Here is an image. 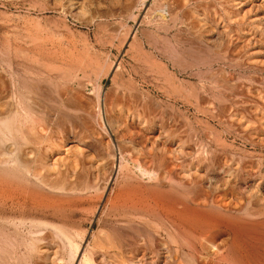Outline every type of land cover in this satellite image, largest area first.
<instances>
[{"label":"rangeland","instance_id":"obj_1","mask_svg":"<svg viewBox=\"0 0 264 264\" xmlns=\"http://www.w3.org/2000/svg\"><path fill=\"white\" fill-rule=\"evenodd\" d=\"M258 1L0 0V105L14 116L10 135L0 127V264H68V248L79 244L78 264L107 233L128 246L96 247L97 264H201L178 230L185 220L173 203L190 202L197 191L170 182L167 170L195 163L197 153L236 162L263 156L264 146L249 145L237 131L254 121L251 108L264 110L257 104L264 45L247 47L242 36H264V20L253 21L262 12ZM193 23L201 36L192 34ZM255 46L263 51L250 55ZM18 152L29 154L28 170L14 163Z\"/></svg>","mask_w":264,"mask_h":264},{"label":"bare ground","instance_id":"obj_2","mask_svg":"<svg viewBox=\"0 0 264 264\" xmlns=\"http://www.w3.org/2000/svg\"><path fill=\"white\" fill-rule=\"evenodd\" d=\"M194 1V0H193ZM226 1V0H225ZM230 2H232V0H229ZM234 1V0H233ZM243 2H248V0H242ZM251 0H249L250 2ZM238 2V1H236ZM235 2V3H236ZM248 2V3H249ZM179 3V2H178ZM181 3V2H180ZM189 3V2H188ZM242 3V2H241ZM247 4V3H246ZM253 4V3H252ZM162 5V4H161ZM255 5V4H254ZM232 6V5H231ZM248 6V5H247ZM256 6V5H255ZM257 6L259 7L260 10H262V12L260 14H258V16H255V19L253 20L254 22H257V20H264V6H263V1L259 0ZM176 8V7H175ZM178 8V6H177ZM244 8V6H243ZM253 8V7H252ZM170 9V8H168ZM246 9V8H245ZM172 10V8H171ZM252 10V9H251ZM257 10V9H256ZM188 11V10H187ZM248 12V8L246 10ZM238 12V11H236ZM242 12V11H241ZM176 13V12H175ZM174 13V14H175ZM250 13V12H249ZM171 13V15H174ZM247 14V13H246ZM229 15V14H228ZM176 16V15H175ZM240 16V15H239ZM243 16V15H242ZM173 16H171L172 18ZM230 17V16H228ZM174 18V17H173ZM241 17H239L240 19ZM38 19V18H37ZM191 19V18H190ZM231 19V17H230ZM236 19V18H235ZM233 19V20H235ZM175 20V18H174ZM37 21V20H36ZM196 21V20H195ZM214 21V20H213ZM231 21V20H230ZM237 21V20H235ZM241 21V19H240ZM245 21V20H244ZM35 22V19H34ZM38 22V21H37ZM197 22V21H196ZM216 22V21H215ZM239 22V20H238ZM201 23V22H198ZM36 24V23H35ZM38 24V23H37ZM186 24V23H185ZM257 24V23H256ZM39 25V24H38ZM193 33L195 34L196 37L197 36H201L202 34V30L198 31V29L200 30V27L197 26V23H193ZM203 25V24H202ZM243 25V24H242ZM259 25V24H258ZM206 26V25H203ZM208 26V25H207ZM214 26L216 27L217 25L214 24ZM239 26V24H238ZM246 26V25H245ZM244 26V28H246ZM262 26V24H261ZM211 27V26H210ZM203 28V27H202ZM225 28V27H224ZM240 28V27H239ZM205 29V28H204ZM232 29V27H231ZM243 29V27H242ZM247 29V28H246ZM245 29V30H246ZM189 30L191 31L192 29L189 28ZM208 30V29H206ZM205 30V31H206ZM241 30V28H240ZM229 31V30H228ZM249 31V30H248ZM189 32V31H188ZM222 32V31H221ZM234 32V31H233ZM204 33V32H203ZM226 33V32H225ZM236 33V32H234ZM243 33V32H242ZM245 33V34H244ZM242 35L243 36V42L245 41L247 43V47L248 45L252 44H259V45H264V36L262 35L263 33L258 34L256 37L254 35H252L251 32H244ZM222 34V33H221ZM227 34L229 35L230 32ZM238 34V33H237ZM236 34V37L239 36ZM194 35V37H195ZM227 35V36H228ZM232 32H231V37H232ZM221 36V35H219ZM226 36V35H225ZM224 36V38H225ZM226 36V37H227ZM241 36V35H240ZM241 36V37H242ZM193 37V36H192ZM240 37V39H241ZM226 39V38H225ZM224 39V41H225ZM229 41V39H227ZM236 40V39H235ZM242 40V39H241ZM240 40V41H241ZM193 41V40H192ZM225 42V45L226 43ZM231 41L233 42L232 38ZM230 41V42H231ZM220 42V41H219ZM237 44V43H236ZM224 43H223V47H225ZM221 46V47H222ZM234 46V45H233ZM242 46V45H241ZM200 47V46H199ZM198 47V48H199ZM220 47V49H221ZM237 47V46H236ZM236 47L234 49H236ZM256 47V46H255ZM197 48V47H196ZM205 48V47H204ZM233 48V47H232ZM238 48V47H237ZM206 49V48H205ZM223 49V48H222ZM229 49V48H228ZM218 50V49H217ZM233 50V49H232ZM205 51V50H203ZM207 51V50H206ZM205 51V52H206ZM224 51V50H222ZM231 51V49H230ZM229 50L227 51L230 52ZM235 51V50H233ZM263 50L259 49V47H256V49L252 50L250 52V55H257L260 54V52H262ZM226 52V51H225ZM224 52V54H225ZM221 53V52H220ZM232 53V51L230 52ZM229 53V54H230ZM223 54V53H222ZM215 55V54H214ZM218 55V53H217ZM192 56V55H191ZM202 56V55H201ZM212 56V55H211ZM227 56V55H225ZM230 56V55H229ZM228 56V57H229ZM206 58V56H204ZM202 58V57H199ZM219 58H223V57H219ZM228 59V58H225ZM232 59V58H231ZM217 60V59H215ZM230 60V57H229ZM259 61V60H258ZM211 62V61H209ZM203 64V63H202ZM189 65V64H188ZM200 65V64H199ZM219 68V67H218ZM220 70H222L221 68H219ZM218 70V69H217ZM219 71V70H218ZM211 72V71H210ZM214 72V70L212 71ZM221 71H219L220 73ZM222 74V73H221ZM114 75V74H113ZM209 75V74H208ZM219 75V74H217ZM71 76V75H70ZM222 76H224L222 74ZM232 77V76H231ZM200 78V77H199ZM226 78V76H225ZM228 79V78H226ZM22 81V80H21ZM33 81V80H32ZM219 81V80H218ZM221 81V80H220ZM227 82V81H226ZM26 83V81L24 82ZM22 83V84H24ZM27 85V84H26ZM25 85V86H26ZM24 86V87H25ZM28 87V86H27ZM30 88V87H29ZM28 88V89H29ZM34 90V89H33ZM36 92V91H35ZM39 95V94H38ZM26 96V95H24ZM192 96V95H191ZM235 101V100H234ZM257 101H258V105L262 106L264 108V97L263 96H257ZM238 102V101H237ZM4 103V102H3ZM6 103V102H5ZM27 103V102H26ZM201 103V101H200ZM204 103V102H202ZM21 104V103H20ZM3 105V104H2ZM23 105V104H22ZM4 106V105H3ZM10 106V105H9ZM25 107V105H23ZM209 106V104L207 105ZM211 106V105H210ZM224 106V104H223ZM222 106V107H223ZM256 106V105H255ZM28 107V106H27ZM36 107V106H33ZM32 107V108H33ZM258 106L251 108L253 109L254 112V116L253 119L254 121L251 123V121L249 123L251 124H246L245 125H240L241 129L237 130L238 132L241 131V133L245 136V140H247L249 142V145L251 144L252 146L256 147H262L264 146V110H258L257 109ZM6 108V107H5ZM5 108H3L0 105V127H4V129H6V132L8 133L9 128L11 127V123L13 121L14 116L13 115H9L5 110ZM226 108V107H224ZM31 109V107H30ZM39 109V108H38ZM196 110V109H195ZM213 110V108H212ZM214 111V110H213ZM224 110H222L221 112L223 113ZM227 111V108H226ZM225 111V112H226ZM252 111V110H251ZM211 112V111H210ZM216 112V111H215ZM213 113V112H212ZM220 113V111H219ZM32 114V113H31ZM211 114V113H210ZM224 114V113H223ZM226 114V113H225ZM45 115V114H44ZM221 115L220 114H216V116ZM48 116V115H47ZM220 116H218V118H220ZM229 116L226 114V117ZM233 116V115H232ZM235 116V115H234ZM44 117V116H43ZM51 117V116H50ZM215 117V116H214ZM225 117V115L223 116V118ZM230 117V116H229ZM19 118V117H18ZM38 118V117H37ZM40 118V117H39ZM237 118V117H235ZM41 119V118H40ZM48 119V117H47ZM55 119V118H54ZM241 118H239L240 120ZM43 120V119H42ZM220 120V119H218ZM230 120V119H229ZM237 120V119H235ZM234 120V121H235ZM15 121V120H14ZM41 121V120H40ZM48 121V120H47ZM221 121V120H220ZM241 121V120H240ZM42 122V121H41ZM237 124V121H235ZM33 123V122H32ZM240 123V122H239ZM235 124V125H236ZM242 124V123H241ZM244 124V123H243ZM22 126V125H21ZM17 127V125H15V128ZM238 127V126H237ZM18 128V127H17ZM172 129V128H171ZM237 129V128H236ZM20 130V128H19ZM175 130V129H174ZM173 131V130H172ZM178 131V130H176ZM2 134V133H1ZM4 134V133H3ZM2 134V135H3ZM10 135V133H8ZM171 135V134H170ZM176 135V133H175ZM179 135V134H177ZM181 136V135H180ZM242 136V137H244ZM24 137V136H23ZM37 137V136H36ZM182 137V136H181ZM10 139V138H9ZM8 139V142H9ZM174 139V138H173ZM176 139V138H175ZM180 139V138H178ZM187 138L185 137V141ZM191 139V137H190ZM34 140V139H33ZM198 140V139H196ZM24 141V140H23ZM166 141V140H165ZM164 141V142H165ZM169 141V140H168ZM180 141V140H179ZM182 141V140H181ZM192 141V140H191ZM200 141V140H199ZM1 142V140H0ZM7 142V141H6ZM177 142V141H176ZM175 142V143H176ZM201 142V141H200ZM188 143L189 140H188ZM22 144V143H21ZM164 144V143H163ZM179 144V143H177ZM191 144V143H190ZM197 144V142H196ZM201 144V143H200ZM176 145V144H175ZM189 145V144H188ZM186 144V147L183 148H187L189 147ZM195 145V142H194ZM19 146V145H18ZM22 146V145H21ZM24 146V145H23ZM169 146V145H168ZM178 146V145H177ZM181 145L179 144V148ZM185 146V144L183 145ZM193 146V145H192ZM20 147V146H19ZM204 147V146H203ZM5 148V147H4ZM25 148V147H24ZM23 148V149H24ZM30 148V147H29ZM169 147H167L168 149ZM173 147L170 146V149L172 150ZM199 147H195L194 149H196L197 151H202L200 149H197ZM206 148V147H205ZM253 148V147H252ZM3 149V148H2ZM10 149V148H9ZM178 149V148H176ZM175 149V150H176ZM179 149V150H180ZM209 148H207L206 150H208ZM212 149V148H210ZM262 149V148H261ZM8 150V149H7ZM20 150V149H19ZM151 150V149H150ZM162 150V149H161ZM170 150V151H171ZM4 151V149H3ZM168 151V150H166ZM181 151V150H180ZM185 151V149H184ZM187 151V150H186ZM196 151V153H197ZM209 151V150H208ZM211 151V150H210ZM149 152V151H148ZM164 152V151H163ZM177 154V152L179 151H174L172 152ZM195 150H193V147L189 148L187 153L188 154H194ZM19 154H16L15 156V161L14 163H17L19 165H22V167L24 166V168L27 169V167H25L26 165L29 166V164H27V160L30 159L29 154L27 152H18ZM154 153V152H153ZM170 153V152H169ZM203 153V152H202ZM260 153V152H258ZM2 154V153H1ZM168 154V152H167ZM175 154V156H176ZM199 156L197 158V156L195 155V163H188L189 165L184 168L185 166H183V168H177L178 165H175L176 168L174 167L170 170V166L172 165L171 163L169 164V162H171V160L169 159L168 162V158L169 156H166V161L168 162L167 165L169 164V170L167 171H171V173L168 174V177L170 178L169 180H171L170 182H172V179L174 182L179 183V185H193L192 187H194L197 192L190 198V202H186L183 200L177 199L175 202H173L174 200L171 198L173 203H177L178 206H181V209L179 210L181 213V217L179 218L181 221H183V223L181 224V222L178 223V221L176 222L179 227L178 230L180 228V230L183 231V233L188 237H190L189 239H187L186 244L188 245V249L191 252H195L197 255L198 253L200 254L201 257V264H264V153L263 156H260L258 158V160L256 161H249V162H242L241 161H233L231 159H225L222 160L220 159L218 156V158H214V157H210V158H205V157H201L200 153H197ZM206 154V153H205ZM3 155V154H2ZM166 155V154H165ZM169 155V154H168ZM216 155V154H215ZM213 155V156H215ZM1 156V155H0ZM37 156V155H36ZM59 156V155H58ZM154 156V155H153ZM158 156V155H157ZM179 156V155H178ZM178 156H176L178 158ZM194 156V155H193ZM192 156V157H193ZM205 156V155H204ZM207 156V155H206ZM209 156V155H208ZM229 156V155H227ZM4 157V155L2 156V158ZM5 157H7L5 155ZM29 157V158H28ZM159 157V156H158ZM171 157V156H170ZM182 157L183 154H182ZM186 157V156H185ZM188 157V156H187ZM220 157H224V156H220ZM28 158V159H26ZM32 158V156H31ZM143 158V157H142ZM141 158V160H142ZM148 158V157H147ZM154 158V157H153ZM160 158V157H159ZM162 158V157H161ZM173 158V157H172ZM230 158V156H229ZM164 159V158H163ZM179 159L180 156H179ZM193 159V158H192ZM3 160H5V158H3ZM13 161V159H11ZM160 162L162 161L161 159H159ZM159 160L156 161L159 162ZM187 160V159H185ZM10 161V160H9ZM180 161V160H179ZM192 161V160H191ZM3 162V161H2ZM6 162V160H5ZM177 162V160H176ZM181 162V161H180ZM184 162V161H182ZM188 162V161H187ZM1 163V161H0ZM45 163V162H44ZM41 164V165H44ZM162 163V162H161ZM36 164V163H35ZM51 164V163H50ZM146 164V163H145ZM160 164V163H158ZM166 164V163H165ZM141 165V164H140ZM173 165H174V161H173ZM183 165V164H182ZM185 165V164H184ZM187 165V164H186ZM72 167V166H71ZM146 167V165H145ZM158 167V166H157ZM161 167V166H160ZM168 168L167 166H163V168ZM35 168V167H34ZM38 168V167H37ZM64 168V167H63ZM154 168V166H153ZM156 168V165H155ZM33 169V167H32ZM149 169V168H148ZM140 170V169H139ZM142 170V169H141ZM144 170V169H143ZM163 170V169H162ZM145 171V170H144ZM165 170H163L162 172L159 173H163L165 172ZM39 172V171H38ZM46 173V172H45ZM31 174V173H30ZM35 174V173H34ZM36 174H38L36 172ZM35 174V175H36ZM41 174V173H39ZM62 174V173H61ZM170 174H172V176L170 177ZM213 176H212V175ZM51 175V174H50ZM165 175V173H164ZM39 178L41 179V183H42V178L40 177V175H38ZM45 176V175H44ZM212 176V177H211ZM49 177V176H47ZM63 177V176H62ZM159 177V176H158ZM163 176H161L162 178ZM211 177V181L209 182V179ZM37 178V177H35ZM50 178H52L50 176ZM50 178H47L48 180L44 181L50 186V187H56V184H59L58 187L60 186V181L59 183L57 182V180H55L57 183L54 182V180H50ZM68 178V177H67ZM78 178V177H77ZM165 177H163L164 179ZM172 178V179H171ZM39 181V180H38ZM63 184V182H61ZM45 184V183H44ZM137 184V183H136ZM172 184V183H171ZM176 185V184H175ZM1 186V184H0ZM69 186V184H68ZM263 186V187H262ZM2 188V187H1ZM57 188V187H56ZM68 187L66 186V189ZM183 188V187H182ZM69 189V188H68ZM187 189V188H186ZM26 191V190H25ZM157 192V191H156ZM158 192L160 193L161 191L158 190ZM1 193V191H0ZM153 193V192H152ZM159 193H157L159 196ZM188 193V192H187ZM165 194V193H162ZM160 193V195H162ZM169 194V193H168ZM167 194V195H168ZM184 195V194H183ZM9 196V195H8ZM155 195H153L154 197ZM165 196V195H163ZM188 196V195H187ZM160 197V196H159ZM174 197V196H173ZM184 197V196H183ZM189 197V196H188ZM152 198V197H151ZM155 198V197H154ZM163 198V197H162ZM149 199V198H148ZM156 200L160 199V198H155ZM164 199H169V196L164 197ZM163 199V200H164ZM182 199V198H181ZM142 200V198H141ZM145 200V199H144ZM154 200V199H153ZM146 202V201H145ZM149 202V201H148ZM158 202V201H157ZM162 202V201H159ZM168 202V201H167ZM166 200L164 203H167ZM171 202V201H170ZM22 203V202H21ZM190 203L194 204L195 206H191ZM176 204V206H177ZM21 205V204H19ZM133 205V204H132ZM141 205V204H140ZM174 205V204H173ZM142 206V205H141ZM170 206V205H169ZM134 207V206H133ZM139 207V206H138ZM148 207V206H147ZM151 207V206H150ZM152 208V207H151ZM172 210L175 212V208L174 206H171ZM180 208V207H179ZM178 208V209H179ZM141 209V207L139 208ZM149 209V208H148ZM143 210V209H142ZM141 210V211H142ZM150 210V209H149ZM154 210V208L152 209ZM138 211V209H137ZM177 213V212H176ZM232 213H235L234 215ZM157 214V212H156ZM163 214V213H162ZM172 215V214H171ZM186 215V218H184ZM164 216V215H163ZM184 216V217H183ZM161 217V216H160ZM165 218V217H164ZM168 219V218H167ZM166 219V220H167ZM178 219V220H179ZM170 220V219H169ZM147 222V221H146ZM145 222V223H146ZM170 222L171 224L174 222L171 221H167ZM148 223V222H147ZM146 223V224H147ZM174 227L176 226L175 223H173ZM153 226V225H151ZM149 225V227H151ZM172 226V225H171ZM66 227V226H65ZM158 227V226H156ZM163 227V226H162ZM136 228V227H135ZM133 228V229H135ZM155 228V225L152 227ZM151 228V229H152ZM159 228V227H158ZM165 228V227H164ZM173 228V227H172ZM118 229V228H117ZM138 229V228H137ZM141 229V228H140ZM144 229V228H143ZM142 229V230H143ZM167 229V228H166ZM177 229V228H176ZM139 230V229H138ZM136 230V232L138 231ZM141 230V231H142ZM156 230V229H155ZM121 231L122 228H121ZM158 231V230H156ZM177 231V230H176ZM97 232H99V230H97ZM114 232V231H113ZM120 232V231H119ZM127 232V231H126ZM145 232V231H144ZM107 233V231H106ZM123 233V232H122ZM125 233V231H124ZM142 233V232H141ZM148 231L147 234L148 235ZM155 233V232H154ZM179 233V232H178ZM182 233V232H181ZM137 234V233H136ZM229 234V238H223L224 235ZM78 235V234H77ZM127 235V234H126ZM138 235V234H137ZM153 235V234H152ZM183 235V234H182ZM180 235V236H182ZM183 235V236H185ZM103 235H100V237ZM114 236V235H113ZM132 237V235L130 234L129 237ZM158 236V235H157ZM185 236V237H186ZM116 237V236H115ZM150 237V236H149ZM154 237V236H153ZM152 237V238H153ZM82 238V237H81ZM104 238V237H103ZM125 238V236H124ZM141 238V237H140ZM139 238V239H140ZM148 238V237H147ZM151 238V237H150ZM52 239V238H51ZM100 239V238H97ZM123 239V237L121 238ZM126 239V238H125ZM124 239V240H125ZM128 239V237H127ZM138 239V240H139ZM155 238H153L154 240ZM171 239V238H170ZM58 240V238H57ZM123 240V242H124ZM129 240V239H128ZM141 240V239H140ZM161 240V239H160ZM184 240V238H183ZM186 240V239H185ZM184 240V241H185ZM70 241V240H68ZM130 241V240H129ZM150 241H152V239H150ZM157 241V240H156ZM71 242V241H70ZM96 241L94 240V243ZM101 242V243H100ZM96 242L95 244H92V247L86 248L82 254H81V258L79 259L80 261L78 262V264H97L96 259L94 257V253H95V248L96 247H103L106 248L108 247H114L115 249H122L124 247V245H122V242L118 240V238H112V235H108V233L105 235V240L102 242ZM134 242V239H133ZM137 242V241H136ZM139 242V241H138ZM135 243V242H134ZM153 243V241H152ZM151 243V245H152ZM185 243V242H184ZM4 244V243H3ZM32 244V243H31ZM125 244V242H124ZM133 244V243H132ZM162 244V243H161ZM180 244V243H179ZM178 244V245H179ZM54 245V244H53ZM74 248H71V250L68 251L67 253L69 254V262H67L68 264H76L77 263V259L76 256H79L78 251L81 248L80 246H78L77 244H72ZM75 245V246H74ZM183 245V244H182ZM181 245V246H182ZM62 246V245H61ZM90 246V245H89ZM123 246V247H122ZM128 246V245H127ZM125 245L124 249L127 247ZM148 246V245H147ZM146 246V247H147ZM155 246V245H153ZM80 247V248H79ZM149 247V246H148ZM152 247V246H151ZM179 247V246H177ZM41 248V247H40ZM50 248V247H49ZM48 248V249H49ZM61 248V247H60ZM105 248V249H106ZM129 248H131L129 246ZM134 248V247H133ZM137 248V247H136ZM135 248V250H136ZM175 247H173L174 249ZM44 249V248H42ZM46 249V248H45ZM128 249V248H127ZM126 249V251H127ZM149 249V248H147ZM98 250V249H97ZM116 250V251H118ZM129 252L131 251L130 249H128ZM134 250V249H133ZM151 250V248H150ZM168 250V249H167ZM171 250V249H170ZM175 250V249H174ZM180 250V249H179ZM7 251V250H6ZM50 251V250H48ZM169 251V250H168ZM187 251V250H186ZM44 251V254L46 257H49V254ZM50 251L49 253L51 254ZM133 252V251H132ZM137 252V250H136ZM152 252V250H151ZM154 252H156L155 248H154ZM172 252V251H171ZM190 252V253H191ZM41 253V252H40ZM61 253V252H60ZM97 253V252H96ZM104 253V252H103ZM112 253V252H111ZM121 253V252H120ZM123 253V252H122ZM121 253V256L124 255ZM128 252H126L127 254ZM135 253V252H134ZM138 253V252H137ZM181 253V252H180ZM194 253V255H195ZM42 254V253H41ZM54 254V253H53ZM52 254V255H53ZM67 254V255H68ZM100 254V253H99ZM113 254V253H112ZM114 254H116L114 252ZM129 254V253H128ZM136 254V253H135ZM171 254V253H170ZM1 255V254H0ZM55 256H57L56 254H54ZM61 255V254H60ZM64 255V252H63ZM101 255V254H100ZM110 255V254H109ZM132 255V254H131ZM174 255V253H173ZM2 256V255H1ZM9 256V255H8ZM44 259H47L46 257L44 258V255H41ZM55 256H51L52 258H54ZM66 256V255H65ZM96 256V255H95ZM99 256V255H98ZM135 256V255H134ZM38 257V256H37ZM40 257V255H39ZM58 257V256H57ZM117 257H119V255L117 254ZM126 257V259L128 258L126 255L124 256ZM2 258V257H1ZM186 258V257H184ZM199 257H197L196 259H198ZM49 259V258H48ZM57 259V258H56ZM99 259V257H98ZM110 259H112V255L110 257ZM116 259V258H114ZM119 259H121L119 257ZM123 259V257H122ZM130 261V258H128ZM170 259V258H169ZM190 259V258H189ZM195 259V260H196ZM5 260V258H4ZM54 260V259H52ZM51 260V261H52ZM61 260V259H60ZM76 260V263H75ZM101 261V259H99ZM113 260V259H112ZM125 260V259H124ZM134 260V259H133ZM172 260V259H171ZM188 260V259H187ZM200 260V259H199ZM50 261V263H51ZM103 261V260H102ZM128 261V260H125ZM6 262V261H5ZM15 262V261H14ZM13 262V263H14ZM46 262V261H44ZM116 262V260H115ZM118 262V261H117ZM122 263L124 261H121ZM189 262V260H188ZM192 262V261H190ZM7 263V262H6ZM54 263V262H53ZM105 263V262H104ZM128 263V262H127ZM135 263V262H134ZM198 263V262H197ZM16 264V262H15ZM45 264V263H44ZM48 264V262H47ZM56 264V262H55ZM100 264V263H98ZM115 264V263H113ZM117 264V263H116ZM120 264V263H119ZM132 264V263H131ZM138 264V263H137ZM180 264V263H179ZM191 264V263H190ZM199 264V263H198Z\"/></svg>","mask_w":264,"mask_h":264}]
</instances>
